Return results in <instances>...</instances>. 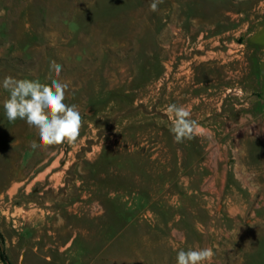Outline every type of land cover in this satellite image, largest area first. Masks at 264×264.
I'll return each instance as SVG.
<instances>
[{
    "label": "rangeland",
    "instance_id": "rangeland-1",
    "mask_svg": "<svg viewBox=\"0 0 264 264\" xmlns=\"http://www.w3.org/2000/svg\"><path fill=\"white\" fill-rule=\"evenodd\" d=\"M150 2L0 0V232L12 264H176L195 248L212 250L208 264H264V88L251 80L264 0ZM7 76L67 84L78 139L31 149L36 130L3 109ZM169 104L203 131L175 143Z\"/></svg>",
    "mask_w": 264,
    "mask_h": 264
},
{
    "label": "clouds",
    "instance_id": "clouds-1",
    "mask_svg": "<svg viewBox=\"0 0 264 264\" xmlns=\"http://www.w3.org/2000/svg\"><path fill=\"white\" fill-rule=\"evenodd\" d=\"M163 0H151L150 11L156 12ZM51 68L56 76L62 71V65L55 61ZM2 87L9 93L3 102L7 120L14 123L17 119L36 130L39 143L30 142L33 150L46 149L65 143H74L83 126V117L77 105L65 103L67 84L58 79H51L50 84L39 80L16 79L7 76ZM169 116L175 143H184L194 139L203 130L198 121L191 118V112L183 105L169 104L165 109ZM249 130L247 129L246 132ZM213 256L210 248H195L177 252L176 264H208Z\"/></svg>",
    "mask_w": 264,
    "mask_h": 264
},
{
    "label": "crops",
    "instance_id": "crops-1",
    "mask_svg": "<svg viewBox=\"0 0 264 264\" xmlns=\"http://www.w3.org/2000/svg\"><path fill=\"white\" fill-rule=\"evenodd\" d=\"M259 15H264V10L259 12ZM261 37V33L256 30V27H253L251 41L261 40ZM251 80L261 82L262 85H258V87L264 88V45L262 44L257 45L254 43V45H251Z\"/></svg>",
    "mask_w": 264,
    "mask_h": 264
},
{
    "label": "trees",
    "instance_id": "trees-1",
    "mask_svg": "<svg viewBox=\"0 0 264 264\" xmlns=\"http://www.w3.org/2000/svg\"><path fill=\"white\" fill-rule=\"evenodd\" d=\"M0 259L4 264H12L6 250L5 238L0 232Z\"/></svg>",
    "mask_w": 264,
    "mask_h": 264
}]
</instances>
